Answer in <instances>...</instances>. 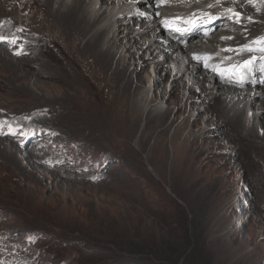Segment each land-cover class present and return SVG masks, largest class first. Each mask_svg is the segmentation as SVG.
<instances>
[{
  "label": "bare ground",
  "instance_id": "1",
  "mask_svg": "<svg viewBox=\"0 0 264 264\" xmlns=\"http://www.w3.org/2000/svg\"><path fill=\"white\" fill-rule=\"evenodd\" d=\"M0 6L3 17L21 7L33 31L11 32L31 57H17L13 47L0 50V65L30 68L40 91L63 89L52 98L60 104L57 114L80 111L94 119L107 147L118 149L116 137L129 133L133 140L141 131L137 144L143 150L154 137L149 163L162 179L169 165L170 185H182L186 199L232 200L239 185L250 182L236 174L259 169L264 0H0ZM171 27L179 40L166 37ZM24 73L25 80L33 78ZM168 93L170 102L161 106ZM227 144L233 155L221 162L216 153ZM241 157H254V163ZM212 161L230 164V172H209Z\"/></svg>",
  "mask_w": 264,
  "mask_h": 264
},
{
  "label": "rangeland",
  "instance_id": "2",
  "mask_svg": "<svg viewBox=\"0 0 264 264\" xmlns=\"http://www.w3.org/2000/svg\"><path fill=\"white\" fill-rule=\"evenodd\" d=\"M9 13L0 17V50L30 58L11 32L32 35V20L19 6ZM174 30L165 36L177 41ZM26 71L31 78L30 68L0 65V264H264V154L258 170L236 174L250 182L234 199L190 201L182 185L171 187L169 165L162 179L149 163L154 137L143 150L141 131L116 137L118 149L105 146L97 121L80 111L58 115L52 98L63 89L40 91ZM229 147L216 153L221 162L233 155ZM167 149L172 158L169 140ZM221 162L209 172H230Z\"/></svg>",
  "mask_w": 264,
  "mask_h": 264
}]
</instances>
